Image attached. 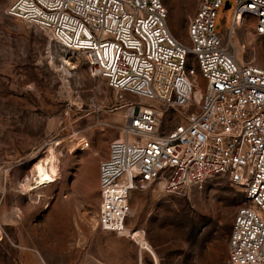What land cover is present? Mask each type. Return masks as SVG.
<instances>
[{
  "label": "rangeland",
  "instance_id": "374dc122",
  "mask_svg": "<svg viewBox=\"0 0 264 264\" xmlns=\"http://www.w3.org/2000/svg\"><path fill=\"white\" fill-rule=\"evenodd\" d=\"M163 1L172 32L188 43L197 0ZM12 2L0 0V264H229L234 215L249 202L224 176L173 193L162 184L135 189L129 235L98 226L99 165L120 136L124 104L150 102L91 76L80 54L9 15ZM231 4L217 13L218 32L232 27ZM253 21L225 36L241 60L264 66V35ZM49 146L57 180L28 191L25 179Z\"/></svg>",
  "mask_w": 264,
  "mask_h": 264
},
{
  "label": "built area",
  "instance_id": "2783aa9c",
  "mask_svg": "<svg viewBox=\"0 0 264 264\" xmlns=\"http://www.w3.org/2000/svg\"><path fill=\"white\" fill-rule=\"evenodd\" d=\"M232 2L227 33L241 16L264 35V0H197L188 43L163 0H13L7 13L80 54L91 76L150 102L124 104L120 136L100 162L102 230L126 234L135 189L173 193L224 176L249 202L234 215L228 263L264 264V66L241 60L216 30Z\"/></svg>",
  "mask_w": 264,
  "mask_h": 264
},
{
  "label": "bare ground",
  "instance_id": "6f19581e",
  "mask_svg": "<svg viewBox=\"0 0 264 264\" xmlns=\"http://www.w3.org/2000/svg\"><path fill=\"white\" fill-rule=\"evenodd\" d=\"M241 20L242 17L240 16L234 26L236 27L238 24H240ZM66 51L71 52L68 49H66ZM74 54L78 53L74 52ZM64 62L65 65L72 64L69 58H65ZM196 93V96L200 95L199 91H197ZM58 172L59 167L57 164V155L55 152V148L53 146H49L47 155L44 158L39 159L38 162L35 163L33 174L28 179H25V188L28 191L39 190L42 187L55 182L57 180ZM129 231L130 229L127 226L126 233L128 234Z\"/></svg>",
  "mask_w": 264,
  "mask_h": 264
},
{
  "label": "water",
  "instance_id": "95a60500",
  "mask_svg": "<svg viewBox=\"0 0 264 264\" xmlns=\"http://www.w3.org/2000/svg\"><path fill=\"white\" fill-rule=\"evenodd\" d=\"M230 7V5L227 6V8Z\"/></svg>",
  "mask_w": 264,
  "mask_h": 264
}]
</instances>
